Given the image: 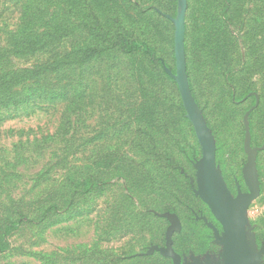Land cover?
Listing matches in <instances>:
<instances>
[{
	"label": "rangeland",
	"instance_id": "obj_1",
	"mask_svg": "<svg viewBox=\"0 0 264 264\" xmlns=\"http://www.w3.org/2000/svg\"><path fill=\"white\" fill-rule=\"evenodd\" d=\"M186 2L189 83L234 196L238 186L248 192L243 168L251 112L261 193L248 208L247 232L261 249L264 0H231L228 10L223 0ZM178 11V0H0V218L21 221L0 264H173L150 254L166 244L172 224L166 215L180 221L173 248L184 260L223 264L204 219L216 220L194 193L201 147L178 84L165 70L176 73ZM23 32L42 49L17 53ZM105 32L146 42L161 65L114 49L24 79L23 71L106 44ZM228 71H236L233 81ZM69 177L100 180L101 187L79 196Z\"/></svg>",
	"mask_w": 264,
	"mask_h": 264
},
{
	"label": "water",
	"instance_id": "obj_2",
	"mask_svg": "<svg viewBox=\"0 0 264 264\" xmlns=\"http://www.w3.org/2000/svg\"><path fill=\"white\" fill-rule=\"evenodd\" d=\"M179 1V11L172 19L175 25V58L176 73L167 67L166 72L177 82L187 118L191 122L202 156L194 163L196 169V188L194 193L210 209L215 220L221 225L222 233L211 223L205 222L214 231L215 243L222 248L220 256L223 264H262L264 247L258 249L253 236L247 232V211L249 206L260 196L261 182L257 171V150L252 149V136L249 126L248 112L245 117V152L248 161L243 168V179L248 192L234 196L229 190L220 169L216 164V143L206 123L202 110L198 106L189 83L185 52V15L186 0ZM258 104V103H257ZM171 221L167 230L164 247L154 246L150 254L159 252L170 258L173 264H203L200 259L192 257V261L184 260L173 248V235L181 232V224L176 215H166ZM206 264H211L209 260Z\"/></svg>",
	"mask_w": 264,
	"mask_h": 264
},
{
	"label": "trees",
	"instance_id": "obj_3",
	"mask_svg": "<svg viewBox=\"0 0 264 264\" xmlns=\"http://www.w3.org/2000/svg\"><path fill=\"white\" fill-rule=\"evenodd\" d=\"M225 4L226 10L230 8L231 0H223ZM34 35V34H33ZM104 36L106 38V44L104 45H96L88 47L87 49H82L80 51V55L77 59H64L56 62L52 66L26 70L23 71L24 79L35 77V76H43L50 71H56L63 69V67H68L72 65H81L86 63L87 61L99 57L109 51L114 49H119L120 51L130 54V53H140L150 60V62L154 65H161V60L156 53V50L148 45L146 42L141 41L134 37L133 35H129L128 33H118L116 35L111 34L110 32H105ZM22 42L15 47L17 53L26 56L30 53L36 52L42 49V46L37 43L35 40H30V36L23 32L21 34ZM14 52V51H13ZM3 59V58H2ZM189 73V72H188ZM236 71H228L226 73L227 80L233 81V76ZM191 89L193 91V87L191 84ZM0 91L3 92V72H0ZM194 94V91H193ZM195 95V94H194ZM197 103L198 100L196 99ZM222 151V146L217 142V156ZM69 184L75 188L74 194L79 196H84L92 191H96L101 187L100 180H93L92 178H74L69 177ZM52 207L49 209L51 210ZM48 210V211H49ZM48 213V212H46ZM48 215V214H47ZM46 217V216H45ZM21 221L19 219H1L0 218V233L4 235V240L0 243V253H4L11 250V245L9 240L12 235L20 229Z\"/></svg>",
	"mask_w": 264,
	"mask_h": 264
},
{
	"label": "flooded vegetation",
	"instance_id": "obj_4",
	"mask_svg": "<svg viewBox=\"0 0 264 264\" xmlns=\"http://www.w3.org/2000/svg\"><path fill=\"white\" fill-rule=\"evenodd\" d=\"M208 221V220H207ZM218 230H219V232L220 233H222V227H221V225L219 224V223H217V221H216V223L214 224V223H212ZM214 248H215V251L217 250V249H219L217 246H214ZM183 261H184V257H183Z\"/></svg>",
	"mask_w": 264,
	"mask_h": 264
}]
</instances>
